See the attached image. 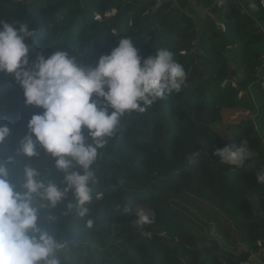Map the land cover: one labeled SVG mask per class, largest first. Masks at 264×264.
Masks as SVG:
<instances>
[{
	"label": "trees",
	"instance_id": "16d2710c",
	"mask_svg": "<svg viewBox=\"0 0 264 264\" xmlns=\"http://www.w3.org/2000/svg\"><path fill=\"white\" fill-rule=\"evenodd\" d=\"M213 2L0 0V19L35 29L38 47L30 62L37 54L68 50L85 53L82 62L95 66L128 37L143 58L170 49L187 73L179 93L122 118V131L97 161L89 214L64 217L66 201L54 210L57 236L77 245L65 253V264H236L264 239V183L256 176L264 169V139L244 116L247 100L238 97L242 90L264 93V7L261 0H224L212 9L226 26L222 31L195 10ZM233 50L243 77L229 73ZM0 106V123L13 130L7 148L14 152L31 117L43 109L26 105L23 89L4 74ZM227 112L242 117L222 130L213 127ZM259 117L264 122V114ZM244 140L250 153L244 166L220 163L216 149ZM38 150L33 162L47 171L51 158ZM125 205L132 211L124 213ZM141 209L151 223L135 222Z\"/></svg>",
	"mask_w": 264,
	"mask_h": 264
},
{
	"label": "clouds",
	"instance_id": "9594fccd",
	"mask_svg": "<svg viewBox=\"0 0 264 264\" xmlns=\"http://www.w3.org/2000/svg\"><path fill=\"white\" fill-rule=\"evenodd\" d=\"M35 35L25 23L0 19V74L15 79L26 105L43 109L31 117L14 152L7 148L13 130L0 123V264H65V253L77 245L57 236L54 210L66 201L64 217L88 215L99 181L97 161L122 131V118L146 112L179 93L187 81L173 51L157 48L155 55L143 58L128 37L118 39V46L95 66L82 62L85 53L68 50H55L48 58L37 54L30 62L29 54L38 47ZM3 110L0 106V121ZM38 148L51 158L47 171L33 162L40 156ZM215 155L237 168L250 158L246 140L218 148ZM55 171L64 174V187L55 181ZM256 176L264 183V169ZM131 211L130 205L123 207L124 213ZM135 217L138 225L152 222L142 209ZM92 223L87 221L89 227Z\"/></svg>",
	"mask_w": 264,
	"mask_h": 264
},
{
	"label": "rangeland",
	"instance_id": "374dc122",
	"mask_svg": "<svg viewBox=\"0 0 264 264\" xmlns=\"http://www.w3.org/2000/svg\"><path fill=\"white\" fill-rule=\"evenodd\" d=\"M157 1L160 2L161 0H157ZM215 6L220 8L222 6L221 0H214V2L208 7L197 5L195 7V10L196 12H199L202 15V17H209L213 21L216 20L217 29L219 30L221 29L223 31L226 28L225 24L223 23V21L218 20L217 15L212 11L213 7ZM261 6L264 7V3H261ZM236 52L237 50L235 51L233 50L230 53H227L228 55L230 54V58L228 61L229 73H231L234 70H237L236 76L243 77L242 70L240 69V60ZM262 92H263V89H260V88L253 89L252 91L253 97L252 99H250L251 96L247 93V91L242 90L239 93L238 97L242 99L245 98V100H247L250 110L246 111L244 113V116L246 117V119H251L253 121L256 131L264 139V122H263V118L259 117L262 114H264V93ZM236 114H238V116L236 118H233V115H231V112H227L224 114V119L222 121L213 123L212 126L219 130H222L225 127H228V125H231L233 123L236 124L242 117L240 116L239 113L236 112ZM53 175H54L55 181L59 183L60 185H62L63 184L62 183L63 182L62 172L55 171ZM119 263L125 264V263H122V260H119Z\"/></svg>",
	"mask_w": 264,
	"mask_h": 264
},
{
	"label": "built area",
	"instance_id": "2783aa9c",
	"mask_svg": "<svg viewBox=\"0 0 264 264\" xmlns=\"http://www.w3.org/2000/svg\"><path fill=\"white\" fill-rule=\"evenodd\" d=\"M250 92L248 91L247 93L250 95ZM251 96H253V94ZM99 197H101V195H99ZM255 261H257V263H255ZM236 264H264V239L258 241V248L253 251L247 259H241Z\"/></svg>",
	"mask_w": 264,
	"mask_h": 264
},
{
	"label": "crops",
	"instance_id": "0c3cea01",
	"mask_svg": "<svg viewBox=\"0 0 264 264\" xmlns=\"http://www.w3.org/2000/svg\"><path fill=\"white\" fill-rule=\"evenodd\" d=\"M255 263H257V261H255Z\"/></svg>",
	"mask_w": 264,
	"mask_h": 264
}]
</instances>
